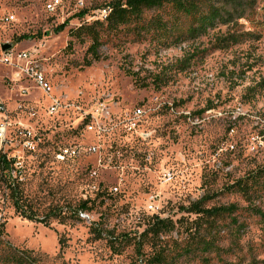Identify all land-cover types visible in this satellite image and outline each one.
Here are the masks:
<instances>
[{"label": "rangeland", "instance_id": "obj_1", "mask_svg": "<svg viewBox=\"0 0 264 264\" xmlns=\"http://www.w3.org/2000/svg\"><path fill=\"white\" fill-rule=\"evenodd\" d=\"M50 1L0 0V19L14 18L0 21V60L26 53L51 89L20 74L26 62H0V156L13 162L5 176L26 214L50 223L20 217L0 177V264H9L6 244L33 264H247L250 248L263 260V228L246 211L264 212V0L200 37L184 22L187 37L173 45L153 33L138 41L132 26H94L99 61L86 27L114 0H59L55 13ZM157 14L173 20L170 11L146 17ZM238 183L253 186L252 202L235 193ZM84 201L91 211L78 212ZM197 203L238 206L236 247L227 226L226 253L203 251L214 220L186 213ZM151 217L175 230L142 237Z\"/></svg>", "mask_w": 264, "mask_h": 264}, {"label": "trees", "instance_id": "obj_2", "mask_svg": "<svg viewBox=\"0 0 264 264\" xmlns=\"http://www.w3.org/2000/svg\"><path fill=\"white\" fill-rule=\"evenodd\" d=\"M257 0H114L106 8V16L104 21H96L93 26L86 27V31L91 36L92 45L88 50V53L93 57L94 61H99L98 50L102 46L101 38L97 32H91L94 26H104L108 32L115 33L120 28L133 27V33L138 41L145 39L147 35L153 33L158 35V40L162 43H166L165 40L172 39L169 45L177 44L181 38L187 37L185 33L178 34L179 26L186 22L190 26L191 31L196 37L207 34L208 31L214 30L220 26L229 27V25H236L237 21L240 20L238 12L251 9ZM217 5V6H216ZM236 13L233 14L232 12ZM167 12L170 11V17L163 19L160 14L158 16L146 17L147 13L150 12ZM80 17L87 15L86 12L80 14ZM192 34H190L191 36ZM229 38L228 41H230ZM227 40H224L226 42ZM234 43H237L234 40ZM87 65H90L87 62ZM185 69L184 66L181 68ZM6 156H0V177L5 180L6 187L8 189V195L10 201L13 203V207L20 215V217L30 222L41 223L45 226H50L49 218L44 220H37L35 217L28 216L25 212V200L23 192L19 188V185L15 182L12 187L11 179L9 176H5L8 173L9 166L12 164ZM258 185L257 180L253 182ZM252 183V184H253ZM235 193L241 195L247 202H252L250 190L253 186L249 184L238 183ZM89 202H80L77 206L78 212H89ZM239 208L236 204L228 206L214 207L211 210L203 209L202 206L197 203L194 204L186 213L206 218L208 221L214 220V241L206 242L205 240H199L198 244L204 246V252L213 253L220 257L221 253H226L225 248L222 246L223 239L226 238L225 230L223 227L231 226L234 227V231L230 235L234 246L242 238V231L245 229L244 224H240L236 218V214L239 212ZM76 211V212H77ZM251 217L259 219V224L262 226L264 231V212L258 208L251 207L247 211ZM56 217V216H55ZM229 221V224H225ZM144 222L147 224L142 237L151 236L152 238L158 239L159 237L172 233L175 229V225L171 221L162 220L158 217L145 218ZM211 224V223H210ZM5 234L0 229V246H4L3 238ZM264 244L261 243L260 246ZM9 250L10 254L3 259V263L9 264H33V259L30 258L29 252H17L9 244L5 245ZM3 257V256H2ZM260 254H256L252 248H250L249 258L247 264H264V259H258ZM156 263H161L160 258L155 259ZM241 260L238 264H241Z\"/></svg>", "mask_w": 264, "mask_h": 264}, {"label": "built area", "instance_id": "obj_3", "mask_svg": "<svg viewBox=\"0 0 264 264\" xmlns=\"http://www.w3.org/2000/svg\"><path fill=\"white\" fill-rule=\"evenodd\" d=\"M61 6V3L59 0H52L46 5V10L49 13H55L57 9H59ZM101 19H105V11L102 12L101 14ZM6 21L9 23H12L14 21V18L12 16H6L3 19H0V21ZM16 60L17 62H26V66L24 70H21L20 74H26V77L33 80L37 86L45 92V94H49L51 89L49 87V84L45 81L44 76L42 73L38 72L37 69L31 64V61L29 60V57L27 56L26 53L23 54H18L16 57H13L11 55H2V58L0 60L1 63H6V64H12L13 61ZM60 104L58 101H54L51 108H50V114L57 113L59 110ZM137 114L140 115L141 112L138 110ZM5 139L4 137V130L0 129V142H2ZM70 154L71 156H75L76 152L75 151H65L64 155ZM63 157V156H62ZM150 210H153V205L149 206ZM81 218H86L87 216L80 213L79 214Z\"/></svg>", "mask_w": 264, "mask_h": 264}, {"label": "water", "instance_id": "obj_4", "mask_svg": "<svg viewBox=\"0 0 264 264\" xmlns=\"http://www.w3.org/2000/svg\"><path fill=\"white\" fill-rule=\"evenodd\" d=\"M10 48V46H4L3 51H7Z\"/></svg>", "mask_w": 264, "mask_h": 264}, {"label": "bare ground", "instance_id": "obj_5", "mask_svg": "<svg viewBox=\"0 0 264 264\" xmlns=\"http://www.w3.org/2000/svg\"><path fill=\"white\" fill-rule=\"evenodd\" d=\"M105 16H106V13H105Z\"/></svg>", "mask_w": 264, "mask_h": 264}]
</instances>
